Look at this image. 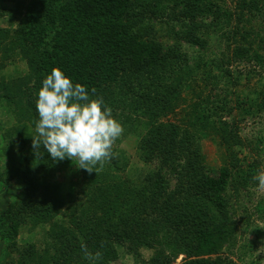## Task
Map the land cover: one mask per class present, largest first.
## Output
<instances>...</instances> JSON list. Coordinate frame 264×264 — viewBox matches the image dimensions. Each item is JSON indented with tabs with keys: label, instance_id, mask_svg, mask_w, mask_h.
<instances>
[{
	"label": "trees",
	"instance_id": "1",
	"mask_svg": "<svg viewBox=\"0 0 264 264\" xmlns=\"http://www.w3.org/2000/svg\"><path fill=\"white\" fill-rule=\"evenodd\" d=\"M225 1L24 0L17 27L0 29L2 65L13 51L20 52L33 82L32 97L38 98L43 79L59 67L74 84L94 88L93 95L103 97L121 124L133 127L146 119L137 151L154 168L136 182L124 175L127 162L116 146L118 137L112 158L96 172L77 170L88 203L69 206L61 216L67 200L48 173L60 160L32 151L24 163L0 165V192L15 180L20 183L17 194L10 191L12 201L0 207L7 264H110L120 258V247L135 264H227L221 251L233 242L239 202L258 177L256 166L241 163L239 123L224 113L236 108L249 114L264 102L249 105L237 96L236 105L230 96L221 101L220 95H204V87L197 91L209 70L200 74L205 62L191 66L183 50L184 43L206 50L209 35L228 24L226 45L234 47L219 62L225 82L239 84L226 64L249 59L264 65V34L251 23L262 14L264 0H232L233 10ZM7 37L10 46L3 45ZM219 82L213 80L216 87ZM2 91L15 100L0 85ZM26 104L27 122L35 128L36 102ZM179 112L182 122L164 119ZM203 135L216 137L229 153L215 175L205 163ZM0 136V150H6L11 140ZM43 224H48L44 249L18 244L23 226ZM143 247L155 249L150 259L143 257ZM85 248L101 252V259L90 262ZM12 253H19V260Z\"/></svg>",
	"mask_w": 264,
	"mask_h": 264
},
{
	"label": "rangeland",
	"instance_id": "2",
	"mask_svg": "<svg viewBox=\"0 0 264 264\" xmlns=\"http://www.w3.org/2000/svg\"><path fill=\"white\" fill-rule=\"evenodd\" d=\"M26 1V0H25ZM24 0H2L0 3V29L7 30L17 27V23L20 17V10L24 9ZM225 7L234 9V2L232 0H226L224 2ZM10 11L15 13V16H10ZM252 25L256 30L259 28L264 34V8L262 14H259L254 18ZM225 32H229L230 25H225ZM224 31L212 32L208 41L209 44L206 50H200L190 46L187 43L183 44V50L189 55V64L199 62H205L200 68V74L205 75V72L209 70V74L206 76L205 81H198L197 87L193 81H190L197 91H200L204 87V95H211L214 99L217 95H220L221 101L230 96L235 100L237 105V96L241 99H246L250 103L259 104V101H264V65L258 64L256 61L245 59L241 63H235L232 67L225 65L226 68H231L235 79L239 80V84L229 85L234 83H226L225 78H222V70L219 62L222 63V58L227 56L234 47L228 49L225 41ZM164 42L166 40L163 38ZM12 40L7 37L4 40L3 45H11ZM264 51V50H262ZM13 53V54H12ZM5 60V65H2L4 61L0 59V85L5 86L9 90V96L15 98L14 101H10V98L0 92V133L11 140V144L7 145V149L0 150V165L9 164L15 162L16 164L24 163L25 153L32 152V135H35V128L28 124L27 116L28 111L26 109V102L30 99L34 102L37 101L36 95L29 94V88L33 86L32 79L30 77V71L28 64L24 58H22L20 52H12ZM1 58V54H0ZM215 76V78H214ZM32 77V76H31ZM239 79H238V78ZM29 78V79H28ZM214 81H220L216 87ZM236 82V81H234ZM207 87V88H206ZM19 88L23 89L20 90ZM33 88V87H32ZM192 89V87H189ZM202 90V89H201ZM224 113L225 118L231 120L235 119L239 123V133L243 137L244 145L241 147V153L243 161L241 163L245 167L251 162L256 166L257 177L264 176V104L261 109H255L251 113L246 114L239 109L230 108ZM222 113V115H224ZM135 118L139 117L137 114H133ZM164 119L173 120L176 122H182L184 119V113L179 112L175 115H169ZM141 122V123H140ZM139 123H135L133 127L131 124H122L123 132L119 136V141L116 142V146L125 158L127 165L124 175L131 178L133 181H140L143 175L154 168L153 164L145 163L140 157L137 151V145L140 140V135L143 134L147 126L145 124L146 119L141 118ZM28 124V126L26 125ZM138 124H142L139 125ZM27 128V129H26ZM201 140L203 153L205 155V163L212 174H217L221 166L225 165L228 160V151L219 145L216 137L206 136ZM1 138V136H0ZM20 140H29L25 145H21ZM80 168L69 159L60 160L58 167L50 169L49 179L51 182H56L60 185V191L66 197L67 204L61 211V216L68 212L66 209L69 206L83 203H88V198L85 195V185L81 179L77 180L78 171ZM258 180V184L250 188L249 193H245L240 200L241 207L235 216L237 222L236 234L233 238V242L225 244L221 251V255L227 259V264H264V185ZM19 181L12 182L9 189L1 190L0 192V207L7 205L12 201V194L19 192ZM244 192V191H243ZM234 201V199H233ZM235 203V201H234ZM60 216V217H61ZM48 224L32 227L31 225H25L20 230V236L18 238V244L21 247H26L28 244H35L36 248L44 249L47 240ZM5 244L0 239V264H7L4 257ZM141 253L145 259H150L155 252V249L143 247ZM120 258L110 264H135V259L132 255L128 254L126 249L120 247ZM19 253H12V257L19 260ZM11 261V258H8ZM181 259V258H180ZM179 259V260H180Z\"/></svg>",
	"mask_w": 264,
	"mask_h": 264
},
{
	"label": "clouds",
	"instance_id": "3",
	"mask_svg": "<svg viewBox=\"0 0 264 264\" xmlns=\"http://www.w3.org/2000/svg\"><path fill=\"white\" fill-rule=\"evenodd\" d=\"M95 91L74 84L59 67L46 75L38 91V120L32 135V150L37 156L47 153L52 161L67 158L89 173L112 158L113 144L123 127L103 97L93 95ZM258 179L264 185V176ZM85 257L90 262L99 261L102 253H89L85 248Z\"/></svg>",
	"mask_w": 264,
	"mask_h": 264
}]
</instances>
